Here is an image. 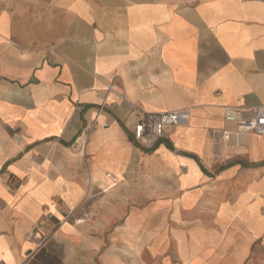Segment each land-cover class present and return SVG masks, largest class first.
Listing matches in <instances>:
<instances>
[{
    "label": "crops",
    "instance_id": "crops-1",
    "mask_svg": "<svg viewBox=\"0 0 264 264\" xmlns=\"http://www.w3.org/2000/svg\"><path fill=\"white\" fill-rule=\"evenodd\" d=\"M257 108L264 0H0V264H264Z\"/></svg>",
    "mask_w": 264,
    "mask_h": 264
},
{
    "label": "built area",
    "instance_id": "built-area-1",
    "mask_svg": "<svg viewBox=\"0 0 264 264\" xmlns=\"http://www.w3.org/2000/svg\"><path fill=\"white\" fill-rule=\"evenodd\" d=\"M239 110L226 107L224 118L226 120L239 119ZM183 110H163L159 112L143 113L133 127V135L136 141L143 145L155 143L160 136L179 120L185 118ZM244 130H252L258 134H264V110L257 108L253 119L240 120ZM32 233H30L31 235Z\"/></svg>",
    "mask_w": 264,
    "mask_h": 264
}]
</instances>
